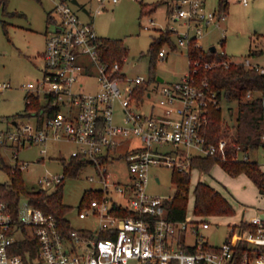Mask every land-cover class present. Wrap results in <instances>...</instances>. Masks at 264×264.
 Returning a JSON list of instances; mask_svg holds the SVG:
<instances>
[{"label": "built area", "instance_id": "built-area-1", "mask_svg": "<svg viewBox=\"0 0 264 264\" xmlns=\"http://www.w3.org/2000/svg\"><path fill=\"white\" fill-rule=\"evenodd\" d=\"M96 1L94 12H99L107 0ZM74 5L70 0L54 1L58 18L45 37L40 74L19 85L24 102L21 113L26 118L0 115V171L7 175L0 179V264H196L199 259L205 264H264V204L248 217L242 215L222 241L211 244L201 231L209 226L207 219L172 218L164 204L170 196L146 190L149 166L164 163L183 169L187 156L178 150L190 146L195 148L193 154L254 163L249 153L257 152L259 163L264 164V130L254 146L230 141L228 156L225 138L207 140L203 132L207 108L223 109L226 104L208 79H197L193 71L226 61L188 59L190 69L179 78L154 84L161 93L157 106L150 103L148 110L140 109L151 95L145 88L141 98L135 96L143 75L128 78L120 73L119 61L100 57L101 36L90 20L76 13ZM87 10L82 11L91 16ZM169 13L183 29L172 24L168 29L187 48L191 43L202 46L197 35L209 23L219 24L226 14L219 7L208 9L203 0H174ZM165 52L160 47L157 55L163 57ZM242 61L264 72L258 63L248 58ZM88 65L96 72V86L91 90L84 87ZM10 87L8 79L0 78V99ZM252 96L247 90L243 98ZM116 104L119 120L114 118ZM51 138L72 141L76 146L70 156L95 170L96 176L90 174L88 179L99 184L87 188L93 195L77 209L79 217L96 219L94 227L64 226L53 213L36 205L33 191H55L68 176L64 169L37 175L36 187L18 193L9 179V173L20 171L22 176L28 166L29 161L19 156L21 149L39 144V151L44 152ZM129 138L138 142L119 149ZM120 156L127 169L123 180L111 178L107 171L108 163ZM154 179L160 181L158 175ZM261 190L264 194V187ZM188 233L194 235L193 242L187 240ZM25 239L23 253L17 248Z\"/></svg>", "mask_w": 264, "mask_h": 264}, {"label": "rangeland", "instance_id": "rangeland-1", "mask_svg": "<svg viewBox=\"0 0 264 264\" xmlns=\"http://www.w3.org/2000/svg\"><path fill=\"white\" fill-rule=\"evenodd\" d=\"M55 0H0V78L9 79L11 87L0 99V115L13 116L25 119L21 113L23 90L20 83L30 77L40 74L45 33L54 26V19L58 18L53 4ZM91 11V16L74 5L76 13L85 20H90L94 31L101 37L118 39L125 47L124 54L118 57L120 73L126 77L143 75L140 83L151 95L141 104L140 109L148 110L150 103L157 106L160 92L154 86L163 81H156L157 75L164 81H172L189 69L186 45L177 42V33L172 32L171 39L176 46L171 47L168 42L152 47L159 29H166L174 25L177 30H182L180 20L169 17V8L174 0H116L105 1L99 12H94L98 4L96 0H79ZM206 7L213 9L217 0H205ZM48 11L54 19L47 17ZM152 20V21H151ZM192 32V30H190ZM199 43L204 50L214 44L216 51H224L229 57L236 60L248 58L251 62L264 66V53L260 55L249 54V47L261 45L264 47V0H228V9L225 17L209 23L201 34L197 35ZM163 47L165 55L160 57L157 50ZM153 63L150 68V64ZM84 87L91 90L96 86L95 70L88 65L85 70ZM235 109L227 105L223 107V124L228 130L229 138L232 137L234 128ZM115 120L120 119L117 104L114 111ZM18 119V120H19ZM138 142V138L134 139ZM118 148H124L125 145ZM76 145L65 138L49 139L44 152L39 151V144H32L19 151V156L29 161L22 172L23 187L30 190L36 187V177L47 171L60 172L64 169V161L70 159L71 150ZM168 146V145H167ZM114 152L118 153L119 149ZM178 154L186 156L195 152L194 147L187 150H178ZM183 152V153H182ZM7 153L3 158L7 160ZM251 160L257 161V168L264 172V164L259 163L257 152H250ZM40 160H37V159ZM182 158V156H181ZM188 166L187 158L184 160ZM149 179L146 190L158 195L171 196L175 185L171 180L173 167L164 163H152L149 166ZM189 181L185 199V217L187 219H207L209 226L201 229L203 236L211 244H218L228 234L230 227L252 214L256 208L264 204V194L249 171L242 169L237 173L227 172L218 161L212 163L208 170H201L195 165L187 167ZM107 171L113 179L123 180L127 176L125 161L122 156L107 165ZM3 172V173H2ZM0 171V179H6V172ZM96 176L91 165L83 166L77 175H68L60 183L61 201L66 205L63 215L69 220L71 226L76 228L94 227L96 219L92 216L81 218L77 215L81 197L89 187L99 184L97 180H89L88 175ZM158 175L160 181L154 179ZM198 181H203L217 190L229 203L231 210L226 212H197L194 208V187ZM59 186V185H58ZM187 240L194 241V235L188 233Z\"/></svg>", "mask_w": 264, "mask_h": 264}, {"label": "trees", "instance_id": "trees-1", "mask_svg": "<svg viewBox=\"0 0 264 264\" xmlns=\"http://www.w3.org/2000/svg\"><path fill=\"white\" fill-rule=\"evenodd\" d=\"M227 2V0H218L219 8L224 9ZM47 17L51 20L54 19L50 11H48ZM158 29L159 34L154 37L152 47L158 46L162 42H168L171 47H175L176 44L171 39L172 30L168 28ZM125 51V47L118 39L101 37L100 57L103 60L107 62L118 61V57L124 54ZM256 51L254 46L249 47V54H255ZM197 56L207 60L214 59L217 61H226V64L220 62L206 70L197 68L193 71V75L197 79L205 76L210 86L216 90L218 97L223 100L224 104H226L229 109H231V106H234L235 109L234 135L229 138L228 130L223 124L222 107L207 108L206 123L203 127V132L207 140L217 142L219 139L225 138L226 144L224 146V152L226 156L231 152L230 141L236 140L244 145L250 146L260 143V136L264 130V72H259L253 66L245 65L242 60L229 58L224 51L204 50L202 46H196L191 43L187 48V58L190 59ZM152 65L153 63L150 64V68ZM144 90L145 87L143 85H136L135 96L141 98ZM247 90L253 93L250 99L243 98ZM187 160L188 166L195 165L201 170H208L215 161H218L221 166L231 174L245 169L254 175L261 189L264 187L263 174L252 161H238L230 157L221 158L198 154L188 155ZM84 164L85 163L79 158L73 156L67 161H64V170L68 175H77ZM187 167L183 169L173 167L172 170L171 180L175 185V190L170 198L164 201L167 212L172 218H183L185 216V199L189 181ZM9 179L16 186L17 193L19 191H25L20 171L9 173ZM59 187L60 184L55 191L49 193L38 189L33 191L32 195L36 198V205L44 212L53 213L59 223L64 226H69V220L63 215L66 205L61 201ZM90 195H93V193L87 191V189L84 190L80 205L86 201ZM194 195V208L197 212H226L231 210L226 199L217 190L203 181H198L195 184ZM15 196H17V194H15L14 197ZM26 239L23 240L17 248L23 253ZM207 246L209 245H204V247ZM196 264H205V262L199 259Z\"/></svg>", "mask_w": 264, "mask_h": 264}, {"label": "crops", "instance_id": "crops-1", "mask_svg": "<svg viewBox=\"0 0 264 264\" xmlns=\"http://www.w3.org/2000/svg\"><path fill=\"white\" fill-rule=\"evenodd\" d=\"M228 1V0H227ZM203 2H204V5L206 6V4H205V0H203ZM219 7V5H218V0H217V4H216V7H214V8H218ZM224 9H225V12L227 13V9H228V2H227V5H226V7H224ZM46 34L47 33H45V37H46ZM45 42V41H44ZM210 46V45H209ZM44 47V46H43ZM203 47V46H202ZM255 48H256V53H255V55H260L261 53H264V47H262L261 45H258V43H257V45L256 46H254ZM262 49V50H261ZM216 50V49H215ZM42 52V51H41ZM41 52H40V55H41ZM254 55V54H253ZM229 57V56H228ZM229 58H231V57H229ZM232 59V58H231ZM257 63V62H256ZM258 64H260V63H258ZM40 68V67H39ZM9 80V79H8ZM10 81V80H9ZM11 83V82H10ZM12 86V85H11ZM9 89V88H8ZM7 89V90H8ZM6 90V91H7ZM5 91V92H6ZM4 92V93H5ZM3 93V94H4ZM128 143H132V142H135V140L134 139H127L126 140ZM122 149V148H121ZM208 240V239H207Z\"/></svg>", "mask_w": 264, "mask_h": 264}, {"label": "water", "instance_id": "water-1", "mask_svg": "<svg viewBox=\"0 0 264 264\" xmlns=\"http://www.w3.org/2000/svg\"><path fill=\"white\" fill-rule=\"evenodd\" d=\"M70 1L76 4L77 6H80L83 11L88 12L87 8L84 5H81V2L79 0H70ZM208 49H210L211 51H214L216 47L214 44H211ZM156 79L158 81H164L163 77L159 75L156 76Z\"/></svg>", "mask_w": 264, "mask_h": 264}]
</instances>
